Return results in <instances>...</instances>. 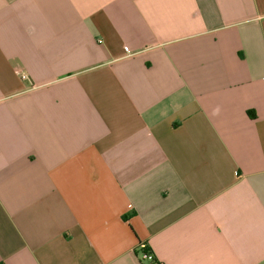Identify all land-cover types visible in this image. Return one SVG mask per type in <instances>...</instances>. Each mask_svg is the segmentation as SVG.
I'll use <instances>...</instances> for the list:
<instances>
[{"label": "crops", "instance_id": "0c3cea01", "mask_svg": "<svg viewBox=\"0 0 264 264\" xmlns=\"http://www.w3.org/2000/svg\"><path fill=\"white\" fill-rule=\"evenodd\" d=\"M141 243L264 264V0H0V264Z\"/></svg>", "mask_w": 264, "mask_h": 264}, {"label": "built area", "instance_id": "2783aa9c", "mask_svg": "<svg viewBox=\"0 0 264 264\" xmlns=\"http://www.w3.org/2000/svg\"><path fill=\"white\" fill-rule=\"evenodd\" d=\"M125 51L129 52L128 47H125ZM149 247L145 243H141L137 250H138V258L141 262V264H164L156 259L154 254L150 252Z\"/></svg>", "mask_w": 264, "mask_h": 264}, {"label": "trees", "instance_id": "16d2710c", "mask_svg": "<svg viewBox=\"0 0 264 264\" xmlns=\"http://www.w3.org/2000/svg\"><path fill=\"white\" fill-rule=\"evenodd\" d=\"M148 250H149L150 252H152L150 248H149ZM152 254H153V252H152Z\"/></svg>", "mask_w": 264, "mask_h": 264}]
</instances>
